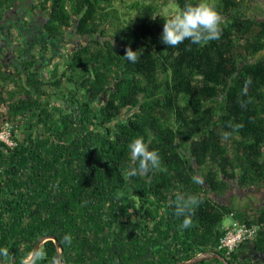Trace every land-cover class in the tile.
Masks as SVG:
<instances>
[{"label": "trees", "instance_id": "trees-1", "mask_svg": "<svg viewBox=\"0 0 264 264\" xmlns=\"http://www.w3.org/2000/svg\"><path fill=\"white\" fill-rule=\"evenodd\" d=\"M119 1L0 0V20L28 11L19 48H31L0 58V131L9 123L16 142L0 141V250L9 253L0 264H21L46 236L64 264H181L205 252L262 264L247 248L264 257V205L241 209L225 197L233 184L264 190V19L243 0H206L223 17L222 36L168 48L165 20L200 0H170V14L169 0H131L127 11ZM63 41L75 46L47 70ZM128 47L137 63L123 57ZM136 138L161 165L129 177ZM175 193L202 200L191 228L174 214ZM228 215L260 225L231 252L218 247ZM39 250L37 264H59L53 239Z\"/></svg>", "mask_w": 264, "mask_h": 264}, {"label": "clouds", "instance_id": "clouds-1", "mask_svg": "<svg viewBox=\"0 0 264 264\" xmlns=\"http://www.w3.org/2000/svg\"><path fill=\"white\" fill-rule=\"evenodd\" d=\"M155 19V17H153ZM223 17L215 9V6L207 3L206 0H200L199 3H186L183 10L165 20L161 33V43L168 48L178 47L185 40L196 45H206L210 41L218 40L222 36L221 24ZM131 63H137L140 59L137 51H133L131 47L126 48L123 56ZM250 83V80L246 82ZM229 128L233 131H239L243 128V124H229ZM223 139L227 140L231 136V132H224ZM131 152V164L127 175H147L149 172L159 169L161 159L159 153L155 150H149L148 145L143 138H136L129 144ZM192 180L196 184H202L203 178L193 176ZM175 199L171 201L174 206V214L177 217H184L181 227L188 229L193 226L192 216L194 208L199 203H202L197 196L185 197L181 193H175ZM233 218V217H232ZM64 241L71 244V235H65ZM0 254L8 256V250H0ZM44 258V252L37 249L30 253L27 258L22 261V264H37L39 260Z\"/></svg>", "mask_w": 264, "mask_h": 264}, {"label": "rangeland", "instance_id": "rangeland-1", "mask_svg": "<svg viewBox=\"0 0 264 264\" xmlns=\"http://www.w3.org/2000/svg\"><path fill=\"white\" fill-rule=\"evenodd\" d=\"M131 0H126V3L117 2L118 6L120 7L121 11H127L126 4H129ZM177 5V4H176ZM243 6L247 9V13L251 16H254L258 19H264V0H243ZM9 10L6 13V16L3 20H0V43L4 48V52L0 51V58L5 57L11 60L12 55L19 57L21 55H28L31 52V48L21 49L26 39H22L20 37V27L23 25L24 20L30 19L29 13L25 9L21 10ZM177 6H175L172 1H168V4L163 7V12L166 14H170L171 12H176ZM27 37H31L32 40L37 38L35 37V32L32 34L28 28L24 30ZM7 35V36H6ZM83 42V40H81ZM70 41H63L61 43V48L59 49L60 52L52 59L51 64L47 66V70L54 66L55 63H60L61 65L67 58L66 52L75 46L74 43H69ZM65 43V44H64ZM53 50L49 53L51 57L53 55ZM49 59V58H48ZM232 200L236 207L241 208L242 205L244 206H251V207H259L264 205V190L257 189V188H248V189H240L237 187L236 184L232 185L231 191L226 195L225 201ZM242 209V208H241ZM231 216H226L223 220L224 224H229L232 222Z\"/></svg>", "mask_w": 264, "mask_h": 264}, {"label": "built area", "instance_id": "built-area-1", "mask_svg": "<svg viewBox=\"0 0 264 264\" xmlns=\"http://www.w3.org/2000/svg\"><path fill=\"white\" fill-rule=\"evenodd\" d=\"M0 141L5 142L8 146H14L16 142L13 140L10 131V124L5 123L0 131ZM233 217V216H231ZM260 225L255 223L240 222L232 219L229 224H224V235L220 238L219 248H224L228 252L234 251L242 243H246L254 239L258 233Z\"/></svg>", "mask_w": 264, "mask_h": 264}, {"label": "water", "instance_id": "water-1", "mask_svg": "<svg viewBox=\"0 0 264 264\" xmlns=\"http://www.w3.org/2000/svg\"><path fill=\"white\" fill-rule=\"evenodd\" d=\"M47 239H53L55 241L56 248L58 250V262H59V264H64L63 260H62V256H61L62 255L61 246H60L59 242L53 238V236H46V237L40 238V240L35 245L32 252L39 249V247L42 245V243H44ZM207 258H218V259H221L225 264H230V262L224 256H222L220 253H213V252L201 253L198 256H195V257H193L187 261H184L181 264H194V263H197V262L204 260V259H207Z\"/></svg>", "mask_w": 264, "mask_h": 264}, {"label": "flooded vegetation", "instance_id": "flooded-vegetation-1", "mask_svg": "<svg viewBox=\"0 0 264 264\" xmlns=\"http://www.w3.org/2000/svg\"><path fill=\"white\" fill-rule=\"evenodd\" d=\"M251 243L249 242V247L247 248L248 250V256H252L254 259H258L259 261H262V264H264V257L258 253L253 246L250 245Z\"/></svg>", "mask_w": 264, "mask_h": 264}]
</instances>
